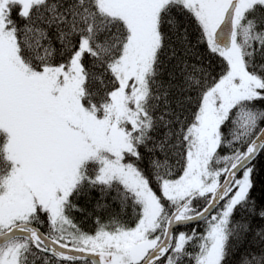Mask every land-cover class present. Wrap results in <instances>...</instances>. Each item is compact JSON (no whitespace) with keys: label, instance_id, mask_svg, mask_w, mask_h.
Instances as JSON below:
<instances>
[{"label":"snow or ice","instance_id":"obj_1","mask_svg":"<svg viewBox=\"0 0 264 264\" xmlns=\"http://www.w3.org/2000/svg\"><path fill=\"white\" fill-rule=\"evenodd\" d=\"M261 158L264 0H0V264H264Z\"/></svg>","mask_w":264,"mask_h":264},{"label":"trees","instance_id":"obj_2","mask_svg":"<svg viewBox=\"0 0 264 264\" xmlns=\"http://www.w3.org/2000/svg\"><path fill=\"white\" fill-rule=\"evenodd\" d=\"M193 42H195V34L193 35ZM201 51L203 52L205 50L203 48H201ZM209 62L212 65L213 72L219 73L221 70V58L218 56H214L211 58L210 61L208 59H205L206 65ZM256 163H257V169H258V177H257L256 188L253 191L252 195H253V197H255L259 201L262 198H264V191H262V190H264V184L261 183V181H264V158L259 159ZM97 199H99V193L93 191L90 193V196L89 195L81 196L80 199L78 200V204L83 206V207H86L89 211H91L93 209ZM113 207H118V206L113 205ZM75 216H76L77 222L83 221L81 226L85 230H87L89 232L94 231V229H95V218L94 217L85 221L83 215H81L80 213H75ZM240 216H241V213L237 212L236 219H240ZM193 228H195L198 233H203L205 230V224L203 222H201L198 225L196 224V225H192V226L183 227L182 230L190 233ZM249 239H251L250 236H249ZM245 247H247L246 244L242 247L238 246V250H234V255L232 257H230V264H238L240 257L244 252ZM75 263L85 264L84 261L75 262Z\"/></svg>","mask_w":264,"mask_h":264},{"label":"water","instance_id":"obj_3","mask_svg":"<svg viewBox=\"0 0 264 264\" xmlns=\"http://www.w3.org/2000/svg\"><path fill=\"white\" fill-rule=\"evenodd\" d=\"M190 225H195V224H189V225H186V226H190Z\"/></svg>","mask_w":264,"mask_h":264},{"label":"rangeland","instance_id":"obj_4","mask_svg":"<svg viewBox=\"0 0 264 264\" xmlns=\"http://www.w3.org/2000/svg\"><path fill=\"white\" fill-rule=\"evenodd\" d=\"M75 264H82V263H75Z\"/></svg>","mask_w":264,"mask_h":264}]
</instances>
